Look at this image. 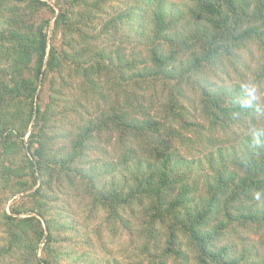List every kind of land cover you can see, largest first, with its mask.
Returning <instances> with one entry per match:
<instances>
[{"label":"trees","instance_id":"trees-1","mask_svg":"<svg viewBox=\"0 0 264 264\" xmlns=\"http://www.w3.org/2000/svg\"><path fill=\"white\" fill-rule=\"evenodd\" d=\"M53 1L0 0V264H118L126 242L149 264H264L230 240L264 242V95L205 75L254 42L261 83L264 0ZM126 29L153 64L117 49L128 77L175 81L95 113L118 85L95 42ZM112 139L115 158L91 156Z\"/></svg>","mask_w":264,"mask_h":264},{"label":"rangeland","instance_id":"rangeland-1","mask_svg":"<svg viewBox=\"0 0 264 264\" xmlns=\"http://www.w3.org/2000/svg\"><path fill=\"white\" fill-rule=\"evenodd\" d=\"M50 3L54 5V1L50 0ZM57 8V7H56ZM58 11V8L56 9ZM101 23L96 24V26H91V30H93L95 33L100 31ZM49 29L51 30V26H49ZM49 30V32H50ZM130 32H128V29L122 32L121 35L115 34H107L106 36L103 35L102 39H99L98 42L96 41L100 47H102L105 51H108L111 53V56L109 59L105 60V64L110 63V71L108 72L109 75L102 76L101 79L104 84L105 79H108V77L113 74V76H110L113 78V80H117L118 85H115V91L112 90L109 91V87L106 85V88L102 90L101 96L97 95V93H90L88 98L84 101L85 107H90L91 110H94L96 113L97 105L111 108L110 104L114 99H119V101H123L125 98L130 99L129 95H133L132 102L134 104L140 103V105H151L148 104L150 101L154 102L152 99V95H155L156 93L154 90H161L163 88L164 83L166 84L168 81H166V77L162 76L161 73L157 74V78H152L151 76H145V77H139L138 81H135V78L128 77V75H132V71L129 70L127 67L124 66L125 62H121L117 59V52H115L118 49V53L120 55H124V57L128 60H131L134 56L143 57L145 56V61L149 65H153L151 61L149 60L150 54L147 51L146 42L143 41L142 38L139 36L135 38H126V35H128ZM133 36V34H132ZM149 43V40H148ZM163 47L166 50L167 44L163 43ZM260 51L257 47L256 43L252 42L249 43L247 46L241 48L238 50V56L235 59H231L232 61L223 59L221 62H219L216 66H210L206 68V74L207 77L211 79V81L216 83H222L225 81L227 83V80H229L232 77L242 75L241 80H238L241 84H248L252 86L254 91L258 95H264V79L261 81L260 84H257L255 81V73L256 68L260 65ZM112 61V62H111ZM114 65V66H113ZM120 69L121 72H124L125 75H123L118 70ZM240 74V75H239ZM122 76L125 77V80L122 78ZM175 79L170 76V80L168 82L172 84L174 83ZM184 87V94L183 95H195L197 92L199 94L200 86L193 85L190 81H186L183 85ZM72 94H68L67 98L68 101H73V97L76 99L78 95V90L74 88L72 90ZM196 91V92H195ZM76 94V95H74ZM113 94V95H112ZM80 98V97H79ZM117 99V100H118ZM149 99V100H148ZM82 101V99H81ZM111 101V102H110ZM70 105V104H69ZM137 105V104H136ZM59 119H57V122ZM116 144L115 139H112L111 141H101L100 147L95 148L90 151V154L92 157H102L103 153H107V157L115 158V152L116 147L114 146ZM102 147V148H101ZM114 153V155L112 154ZM117 153V152H116ZM0 230H2L0 228ZM239 234H237L236 239H233L231 236L230 240H234L236 242V247H241L242 242V236H247L248 240H251L255 242L254 246L256 247L249 253V259L251 262L259 263V256L264 253V242L259 245V236L257 234H251L249 230L241 227L238 228ZM102 234H105V230L102 231ZM1 235V231H0ZM228 240V238H227ZM126 248H123L117 258L116 257V249H114L112 244L110 245L112 248V252L110 250V255L117 259L118 264H149L147 260L142 257H139V249L138 247H134L133 245H130L126 242ZM118 249V248H117ZM260 251L259 255H255V251ZM99 248L97 249V253L99 252Z\"/></svg>","mask_w":264,"mask_h":264}]
</instances>
